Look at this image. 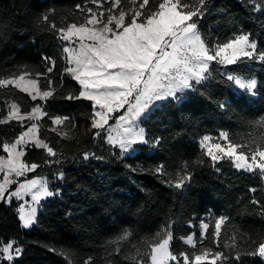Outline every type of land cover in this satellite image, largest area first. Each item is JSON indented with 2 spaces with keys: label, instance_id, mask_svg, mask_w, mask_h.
I'll list each match as a JSON object with an SVG mask.
<instances>
[{
  "label": "trees",
  "instance_id": "16d2710c",
  "mask_svg": "<svg viewBox=\"0 0 264 264\" xmlns=\"http://www.w3.org/2000/svg\"><path fill=\"white\" fill-rule=\"evenodd\" d=\"M106 1L0 0V80L25 76L36 80L42 92L53 93L42 102L12 86H0V120H7L0 123V155L4 144L29 126L7 119L10 104L20 114L41 109L38 138L56 153L24 148L23 162L38 165L27 178H46L54 195L30 231L21 228L17 201L0 202V247L13 242L22 250L10 264H149L151 249L166 226L171 228L169 252L178 258L170 264H184L185 255L196 264L195 255L206 250L210 258L216 252L225 255L215 264H264L258 254H249L264 242V178L258 170L238 171L230 161L214 165L199 144L204 136L226 133L228 143L264 150V64L214 61L208 79L193 83L183 102L169 99L142 122L146 142L133 156L121 157L106 144L105 131L95 135L93 103L65 98L78 96L81 87L65 71L60 29L108 10L113 0ZM160 2L149 0L140 8L143 0H120L113 14L155 11ZM187 2L199 6L198 0ZM193 19L211 48L247 34L258 52L264 51V0H206L203 17ZM225 73L255 79V96L236 89ZM57 117L67 119L54 124ZM240 150L251 159L248 147ZM84 153L92 155L85 160ZM183 177L189 179L176 188ZM221 217L225 220L217 238L212 233ZM202 223L209 225L204 234ZM190 236L193 246L184 243Z\"/></svg>",
  "mask_w": 264,
  "mask_h": 264
},
{
  "label": "snow or ice",
  "instance_id": "6c2138e0",
  "mask_svg": "<svg viewBox=\"0 0 264 264\" xmlns=\"http://www.w3.org/2000/svg\"><path fill=\"white\" fill-rule=\"evenodd\" d=\"M132 2L134 3V0ZM119 4L120 0H113V4L108 7L107 23H103L95 12L88 9L92 12V17L87 18L86 23L79 25L73 23L66 30L60 29V39L74 43L73 37H75L78 41L75 47H64L63 51L68 54L66 60L71 65L65 71L80 84L81 90L78 96L70 94L65 98L92 101L94 111L91 127L97 130L95 135L98 137L103 131H107L108 143L114 147L118 146L122 154L135 152V145L146 142L144 130L138 127L136 121L149 119L158 107L157 102L168 98L183 102L187 96L186 90L194 87L193 81L195 84H202L208 79L207 73L213 61L222 65H236L243 64L245 60H258L264 64V51L258 52L257 43L251 42L247 34L237 35L234 39L218 44L215 48L206 45L199 33L198 23L193 19L203 17L206 0H198V7L190 5L187 0H162L158 10L141 12L135 9L128 13L121 10L118 17H114L111 9ZM148 4L149 0H143L139 7L144 8ZM126 15L129 17L128 21H126ZM44 19L47 20V15ZM113 23L115 28L110 27ZM97 24L101 26L97 27ZM48 71L52 69L49 68ZM225 75L228 81H234L235 85L248 93H254L257 87L255 79L245 82L244 79L228 73ZM19 80H25V76H20L18 80H0V86L15 84L21 91H28L33 100L37 96L47 99L53 95L50 90L38 91L36 80H27L25 87H20ZM177 93L183 96H177ZM11 107L18 111L15 104ZM121 109H126L125 113L115 119L116 123L122 126V130L118 131L117 136H113L109 120L113 119V114ZM33 114H42L40 108H33L29 119ZM14 117L15 113L10 112L7 119ZM65 119L67 118L57 117L53 123L62 124ZM6 122L7 120H0V123ZM35 128L36 125L33 124L29 131L24 132L15 143L3 146L4 151L8 153V159L0 158V172L5 173V182L0 183V200L5 199L6 185L16 182L10 179L11 176H24L38 167L37 164L27 165L21 162L19 158L24 155V152L22 149L17 151V147L23 144L25 137L29 136V132H34ZM220 139L227 141V134L221 133ZM202 146L207 149L206 155L211 158L214 165L227 158L238 170L253 172L259 169L261 178H264V150L260 147L251 149V145H237L232 142L227 145L213 144L209 137L204 138ZM35 147L47 149L48 156L56 155L47 144L40 140H36ZM244 147H248L251 151V162L243 150L238 152V149ZM90 155L92 154L84 153L83 158L87 160ZM45 163H53V161L45 159ZM155 171L162 172V166ZM60 178H63V174ZM187 179L189 177L177 180L174 186L181 188ZM37 188L38 191L32 195L34 202L42 196L53 195L46 184L35 179L21 183L19 188L9 195L20 198ZM34 217V210L25 213L21 209L22 227H30ZM224 220V217L215 220V231L212 235L217 238ZM202 227L205 231L209 229L208 224ZM126 236L127 234L121 239ZM171 238V233H167L166 238L152 247L150 253L152 264H168L169 260L178 259L169 252ZM21 251L20 248H15L14 254L18 256ZM209 252L210 250H206L203 254H196V264H201ZM12 253V243L0 247V260L6 258L11 262ZM249 254L264 257V242L260 243L256 251ZM225 258L224 254L216 252L212 264H215L216 260ZM237 259H239V253H237ZM184 264H190V258L187 255L184 256Z\"/></svg>",
  "mask_w": 264,
  "mask_h": 264
},
{
  "label": "rangeland",
  "instance_id": "374dc122",
  "mask_svg": "<svg viewBox=\"0 0 264 264\" xmlns=\"http://www.w3.org/2000/svg\"><path fill=\"white\" fill-rule=\"evenodd\" d=\"M108 1H110V0H107L106 2H108ZM108 3H109V2H108ZM115 7H116V6L112 7V9H111V13H112V15H113L114 17H118V16H115V15L113 14V11H114ZM138 10H139V9H138ZM130 12H131V11H130ZM101 13H103V15H101ZM96 15L100 18V20H101L103 23H107V22H104V19H105V17H107V15H108V10H100L99 13L96 14ZM127 16H128V15H126V17H127ZM96 26L99 27V26H101V25H100V24H97ZM89 27H92V26L89 25ZM110 27L115 28V24L113 23V25H110ZM60 36H61V33H60ZM73 40H74V43H69L68 41H64V40H62V41L65 43V46H64V45H63V46H64V47H72V46H75V44H76V42H77V41H76V38L73 37ZM169 51H170V49H169ZM67 55H68V54H67ZM213 62H214V61H213ZM213 62H212V63H213ZM220 65H222V64H220ZM70 66H71V65H70ZM28 80H31V79H28ZM25 81H27V80H25ZM233 82H234V81H233ZM245 82H248V81H245ZM234 85H235V83H234ZM235 88L238 89V90H244V89H240L237 85H235ZM255 90H256V88H255ZM255 90H254V93H255ZM29 91H31V89H29ZM245 91H246V90H245ZM254 93H250V94H251L252 96H255ZM177 94H178V93H177ZM169 99H172V98H168L167 100H169ZM167 100H165V101H161V102H157L158 107H159L163 102H166ZM158 107H157V108H158ZM35 108H36V107H35ZM38 108H39V107H38ZM157 108H156V109H157ZM9 109H10V108H9ZM125 111H126V109H121L119 112H117V114L120 113V115H122V114L125 113ZM31 114H32V113H31ZM120 115H119V116H120ZM17 116H18V115H16V117H17ZM113 116H114V118L109 120V125H111V126H112V129H113V131H112V135H113V136H117L118 131H121V130H122V126H121L120 124H117V123H116L115 113L113 114ZM119 116H118V117H119ZM18 118H19V116H18ZM112 120H114L113 123H111ZM143 121H144L143 119L136 121V124L138 125L139 128H142V122H143ZM20 122H25V121H20ZM28 123H29V122H28ZM30 128H31V127H29V129H30ZM29 129H27V130L24 131V132H28ZM142 129H143V128H142ZM24 132H23V133H24ZM23 133H21V134L16 138V140H18V139L20 138V136H21ZM104 133H105V141H106V144H107V145H108L113 151H116L117 153H119L121 157H131V156H133V155L136 153V151H135V152H132V153H123V154H122L118 146H115V147H114V146H112L111 144L108 143V136H109V133H108L107 131H105ZM220 135H221V133H220L217 137L204 136V137L200 140V142H199V144H200V148L203 150V152L205 153V155H206V151H207V149H206L205 147L202 146L205 137H209V138H211V143H213V144H214V143H220L221 145H227L228 142L225 141V140L220 139ZM16 140H14L12 143H15ZM36 140H39L38 135H37V131L35 130L34 132H29V136H28V137H25V141L23 142L22 145H19V146L17 147V151H20L21 149L24 151V148H26L27 146H35V142H36ZM12 143H9V144H12ZM141 145H144V143L137 144V145L134 146V148L136 149L137 146H141ZM221 155H222V154H221ZM206 156L209 157L208 155H206ZM0 158H3V159H5V160L8 159V153L4 151V148H3V154L0 155ZM209 158H210V157H209ZM19 159H20L21 162H23V156H21ZM210 159H211V158H210ZM257 160H259V157H257ZM211 161H212V160H211ZM223 161H230V162H231V160L225 158V159L220 160V161L217 162L216 164H219V163H221V162H223ZM249 162H251V159L249 160ZM23 163H24V162H23ZM212 163H213V161H212ZM234 168H235V167H234ZM235 169H236V168H235ZM236 170H238V169H236ZM256 170L259 171V169H255L254 171H256ZM238 171H244V170H243V169H240V170H238ZM254 171H253V172H254ZM31 172H32V171H29V172H27L24 176H20V177H16L15 175L11 176L10 179L15 180L16 182H15V183H12V184H8V185H6L7 191L5 192V199L0 200V202H4L6 205H10L11 202H12L13 200H15V201H17V202L19 203V206H18V209H17L18 219H19V222H20L21 228H22L24 231H26V232L30 231V230L35 226L36 221H37V217H38V215L40 214V212L42 211V206H43V204H45L47 200H49L50 198H52V197L54 196V195H51V196H42V197H40V199H39L38 201L34 202V201L32 200V195L35 194V193L38 191V188H37V189H33L32 192L29 193V194H27V195H22L20 198H17V197H15V196H10V195H9L10 193L15 192V191L19 188V185H20L21 183H25L26 181H28V180H33V179H35V180H39V181H41L42 183L46 184V185H47V188H48V190H49V184H48V181H47L46 178H44V177H35V178L28 179V178H27V175H28L29 173H31ZM245 172H246V171H245ZM4 182H5V173H4V172H0V183H4ZM12 185H14V188L11 189V190H9V187L12 186ZM38 187H39V186H38ZM49 191H50V190H49ZM50 192H51V191H50ZM21 209H23V212H25V213L28 212V211H31V210H34V211H35L34 222H33V223L31 224V226L28 227V228H24V227H22V221H21V219H20V216H21ZM204 224H205V223H202L201 226H200V227H201V232H202V234L205 233V230H204L203 227H202ZM170 230H171L170 226H166V227L162 228V230L160 231V233L158 234V236H157V238H156L155 244H157L158 242H160L161 239L166 238V235H167V233H170ZM189 241H191V242H189ZM10 243L13 244V242H10ZM169 243H170V242H169ZM184 243H186V244L189 245V246H193V245H194V238H193V236H190V237H188L187 239H185V240H184ZM4 246H6V245H4ZM154 246H155V245H154ZM15 248H16V247H14V244H13V253H12V254H13V260L19 258V255L16 256V255L14 254V249H15ZM258 256H259V255H258ZM259 258L262 259V260L264 261V257L259 256ZM13 260H12V261H13ZM12 261H11V262H12ZM171 261H173V260H169V261H168V264H170ZM212 261H213V258H210L209 256H206L205 259H204L203 261H201V263H205V262H207V263H212ZM11 262H10L8 259H6V258L3 259V260H0V264H10ZM194 263H196V262H195V259H194ZM149 264H152L151 258H150V263H149Z\"/></svg>",
  "mask_w": 264,
  "mask_h": 264
},
{
  "label": "crops",
  "instance_id": "0c3cea01",
  "mask_svg": "<svg viewBox=\"0 0 264 264\" xmlns=\"http://www.w3.org/2000/svg\"><path fill=\"white\" fill-rule=\"evenodd\" d=\"M60 41L62 42V44L65 46V43L60 39ZM74 41V40H73ZM77 41V40H76ZM76 43H78V41L76 42ZM76 45V44H75ZM72 47H75V46H72ZM64 48V47H63ZM64 52V51H63ZM64 55H65V59H66V57H67V53H65L64 52ZM66 64H67V67H69L70 65L67 63V60H66ZM71 76V75H70ZM19 78V77H18ZM18 78H16V79H11V80H18ZM72 78V77H71ZM25 80H28V78L27 77H25ZM25 80H19L18 82H19V84H20V87H25L26 86V82L27 81H25ZM192 83H195L194 81L192 82ZM80 85V84H79ZM5 86H12V87H14V88H16V89H18V90H20V88L19 87H16L15 86V84H8V85H5ZM81 87V86H80ZM37 90L38 91H40V92H42L40 89H39V85H38V82H37ZM21 91V90H20ZM186 91H188V90H186ZM22 92H25V93H27L28 95H29V92L28 91H22ZM33 94H35V92H33ZM177 95H181V93H178ZM31 98H32V96L31 95H29ZM35 100H40V101H42V102H44L46 99H41L39 96H37V98L35 99ZM92 102V101H91ZM93 103V102H92ZM11 105H13V104H10V106H9V111L10 112H14L15 113V117L14 118H12L13 120H17V121H25V122H29L28 124H29V126H28V128L27 129H29V127H32V125L33 124H35L36 125V128H35V130L37 131V135H38V129H39V122H40V120L43 118V116H44V114L42 113V111H41V113L42 114H39V115H36V114H33L32 115V118L31 119H29V115L32 113V110H31V112L30 113H28V114H20V112H19V108H18V106H17V109H18V111L16 110V109H13L12 107H11ZM41 110V109H40ZM16 115H18L19 116V118H18V116L16 117ZM26 129V130H27ZM25 130V131H26ZM40 140V139H39ZM40 141H42V140H40ZM43 143H45L44 141H42ZM46 144V143H45ZM37 148V147H36ZM40 149H45V148H40Z\"/></svg>",
  "mask_w": 264,
  "mask_h": 264
}]
</instances>
